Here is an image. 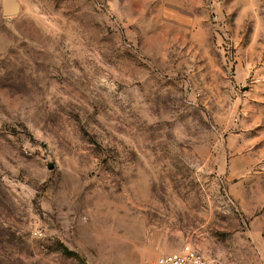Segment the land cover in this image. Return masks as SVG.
Listing matches in <instances>:
<instances>
[{
    "label": "rangeland",
    "instance_id": "1",
    "mask_svg": "<svg viewBox=\"0 0 264 264\" xmlns=\"http://www.w3.org/2000/svg\"><path fill=\"white\" fill-rule=\"evenodd\" d=\"M187 243L264 264V0H0V264Z\"/></svg>",
    "mask_w": 264,
    "mask_h": 264
},
{
    "label": "built area",
    "instance_id": "2",
    "mask_svg": "<svg viewBox=\"0 0 264 264\" xmlns=\"http://www.w3.org/2000/svg\"><path fill=\"white\" fill-rule=\"evenodd\" d=\"M144 264H215V262L187 243L174 252L163 254Z\"/></svg>",
    "mask_w": 264,
    "mask_h": 264
},
{
    "label": "water",
    "instance_id": "3",
    "mask_svg": "<svg viewBox=\"0 0 264 264\" xmlns=\"http://www.w3.org/2000/svg\"><path fill=\"white\" fill-rule=\"evenodd\" d=\"M16 12V5L14 3H9L5 8L6 14H14ZM51 168H53V165H50Z\"/></svg>",
    "mask_w": 264,
    "mask_h": 264
}]
</instances>
